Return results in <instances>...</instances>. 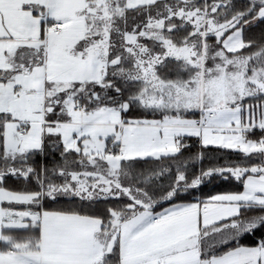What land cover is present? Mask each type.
<instances>
[{"label":"snow or ice","instance_id":"obj_1","mask_svg":"<svg viewBox=\"0 0 264 264\" xmlns=\"http://www.w3.org/2000/svg\"><path fill=\"white\" fill-rule=\"evenodd\" d=\"M0 264H264V0H0Z\"/></svg>","mask_w":264,"mask_h":264}]
</instances>
